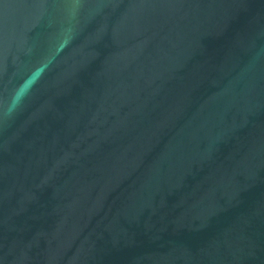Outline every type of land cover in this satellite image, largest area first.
<instances>
[{"label": "water", "instance_id": "1", "mask_svg": "<svg viewBox=\"0 0 264 264\" xmlns=\"http://www.w3.org/2000/svg\"><path fill=\"white\" fill-rule=\"evenodd\" d=\"M0 264H264V0H0Z\"/></svg>", "mask_w": 264, "mask_h": 264}]
</instances>
